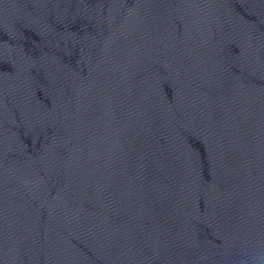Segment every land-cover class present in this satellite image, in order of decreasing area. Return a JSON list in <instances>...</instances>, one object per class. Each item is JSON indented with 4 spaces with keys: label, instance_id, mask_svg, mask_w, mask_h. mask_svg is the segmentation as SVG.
Here are the masks:
<instances>
[{
    "label": "water",
    "instance_id": "obj_1",
    "mask_svg": "<svg viewBox=\"0 0 264 264\" xmlns=\"http://www.w3.org/2000/svg\"><path fill=\"white\" fill-rule=\"evenodd\" d=\"M0 264H264V0H0Z\"/></svg>",
    "mask_w": 264,
    "mask_h": 264
}]
</instances>
